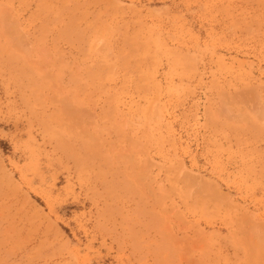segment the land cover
Returning a JSON list of instances; mask_svg holds the SVG:
<instances>
[{
    "label": "rangeland",
    "instance_id": "1",
    "mask_svg": "<svg viewBox=\"0 0 264 264\" xmlns=\"http://www.w3.org/2000/svg\"><path fill=\"white\" fill-rule=\"evenodd\" d=\"M0 264H264V0H0Z\"/></svg>",
    "mask_w": 264,
    "mask_h": 264
}]
</instances>
